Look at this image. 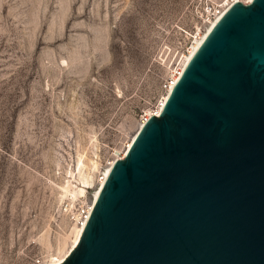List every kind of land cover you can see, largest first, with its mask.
Here are the masks:
<instances>
[{
	"label": "rangeland",
	"instance_id": "1",
	"mask_svg": "<svg viewBox=\"0 0 264 264\" xmlns=\"http://www.w3.org/2000/svg\"><path fill=\"white\" fill-rule=\"evenodd\" d=\"M224 1L0 0V264L58 254L88 192L61 188L80 157L95 181L93 162L123 154Z\"/></svg>",
	"mask_w": 264,
	"mask_h": 264
},
{
	"label": "water",
	"instance_id": "2",
	"mask_svg": "<svg viewBox=\"0 0 264 264\" xmlns=\"http://www.w3.org/2000/svg\"><path fill=\"white\" fill-rule=\"evenodd\" d=\"M62 264H264V0L214 26Z\"/></svg>",
	"mask_w": 264,
	"mask_h": 264
},
{
	"label": "bare ground",
	"instance_id": "3",
	"mask_svg": "<svg viewBox=\"0 0 264 264\" xmlns=\"http://www.w3.org/2000/svg\"><path fill=\"white\" fill-rule=\"evenodd\" d=\"M238 2H241V3H244V4H250V3L253 2V0H226V1L222 2V3H220V4H217V8H218V6L219 7H223V10L221 12L224 15L231 6H233L234 4H236ZM223 15L218 19V21L223 17ZM218 21L217 22L216 21L212 22V24L209 26V28H210L209 33L212 31V29L218 23ZM209 33L207 34V36L209 35ZM207 36H205L203 38V40H201V41H199V40L196 41L192 52L183 59L184 63H183L182 68L185 69V67H187L188 63L190 62V60L192 59V57L194 56V54L199 49V47L204 42V40L206 39ZM168 94L169 93L164 94V96L162 97L160 105L156 109L152 110L148 114V117H152V116L160 117V115H161V113H162V111H163V109H164V107L166 105V102H167V100L169 98ZM148 120H149V118H148ZM144 124H145V120L143 119L141 127ZM141 127L139 128V130L141 129ZM139 130H138V132H139ZM138 132L128 142L123 154H121L123 156H119L115 160H113L114 163H116V161H118V160H120L122 158L124 159L127 156L131 146L134 143V140H135L136 135L138 134ZM93 165H94L95 168L99 167L97 162H93ZM87 168H88L87 162L85 161V159L80 157V159H79V170H78L77 175L75 176L74 172H71L72 178H74V181H78L79 184L75 185V182H73L71 180H68L66 182V184H63L62 187H61L63 192L66 195H68L69 193H73L74 200L79 198V196L85 195V193L87 192V188L95 186L94 176H92L90 174V172H87ZM105 172H106V175H107V178H108L110 173H111V169H106ZM104 185L105 184H103L102 187L98 186V187L95 188V192H94V195H93L94 204H96V202H97V200H98V198H99V196H100V194H101V192L103 190ZM84 229H85V227L74 228V231L72 232V235L70 234L69 236H67V237H65L63 239H59L58 254L54 255L53 259L47 264H62L65 261V259L72 253V251L78 245L79 240H80V238H81V236L83 234ZM70 240H71V244L69 245ZM67 245H69L70 248L66 252V254H63Z\"/></svg>",
	"mask_w": 264,
	"mask_h": 264
},
{
	"label": "built area",
	"instance_id": "4",
	"mask_svg": "<svg viewBox=\"0 0 264 264\" xmlns=\"http://www.w3.org/2000/svg\"><path fill=\"white\" fill-rule=\"evenodd\" d=\"M222 10H223V7H219V6L217 9L216 8L213 9L209 13V15H207L206 19L203 20L201 28L197 29L196 31H194L192 35H190L191 37L189 39V43L184 47V49L180 53H178V62L175 65L169 77L164 82V85L162 87V91L164 94L169 93L168 96L170 95V93L174 89L176 83L178 82L179 78L181 77L182 73L185 70L184 68H182L183 63H184L183 59L192 52L196 41L198 40L201 41L203 40L205 36H207V34L210 31L209 26L212 24V22H215V21L217 22L218 19L223 15L221 12ZM142 118H144L145 123H146V121H148V118L150 117L144 115V117ZM119 155L123 156L121 155V153ZM113 159L114 158L107 159L104 165H102L103 167H101L100 165V168L99 167L94 168L96 171L95 172V187H98V186L102 187V185L106 183L108 178H107L105 171L106 169L112 170V168L115 165ZM97 163L99 165V162ZM90 191H92V193L89 195V198H88L87 195L89 194ZM93 191H94L93 188H88L87 195L79 198L76 201L75 204H76V207H78L76 212L72 213L71 205L68 206L67 210L71 213L72 220L74 221V224L77 225L78 227H86V224L94 209L95 204H94V201H92Z\"/></svg>",
	"mask_w": 264,
	"mask_h": 264
}]
</instances>
